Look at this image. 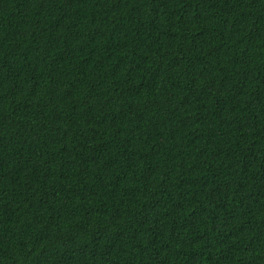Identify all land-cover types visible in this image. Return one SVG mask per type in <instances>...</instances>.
Segmentation results:
<instances>
[{"label": "trees", "instance_id": "obj_1", "mask_svg": "<svg viewBox=\"0 0 264 264\" xmlns=\"http://www.w3.org/2000/svg\"><path fill=\"white\" fill-rule=\"evenodd\" d=\"M0 264H264V0H0Z\"/></svg>", "mask_w": 264, "mask_h": 264}]
</instances>
